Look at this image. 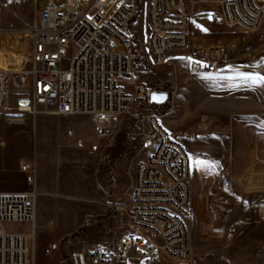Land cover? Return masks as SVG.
Returning a JSON list of instances; mask_svg holds the SVG:
<instances>
[{
    "label": "rangeland",
    "instance_id": "obj_1",
    "mask_svg": "<svg viewBox=\"0 0 264 264\" xmlns=\"http://www.w3.org/2000/svg\"><path fill=\"white\" fill-rule=\"evenodd\" d=\"M132 2V82L166 94V101L135 103L97 138L87 116H24L11 98L0 112V180L20 181L17 192H35L37 199L34 228L8 222L5 229L33 233L34 264H74V252L129 234L132 176L152 151L147 118L155 116L191 158L187 222L194 264H264V84L242 78L264 75V27L227 25L217 4L195 2L192 45L226 42L228 60L198 71L186 49L154 66L144 46L148 0ZM47 3L0 0V70L25 66L28 31ZM118 50L126 52L124 46ZM71 56L69 50L66 59ZM196 160L214 166L194 167Z\"/></svg>",
    "mask_w": 264,
    "mask_h": 264
},
{
    "label": "built area",
    "instance_id": "obj_2",
    "mask_svg": "<svg viewBox=\"0 0 264 264\" xmlns=\"http://www.w3.org/2000/svg\"><path fill=\"white\" fill-rule=\"evenodd\" d=\"M54 2V0H48ZM132 2V0H65ZM148 2H264V0H148ZM130 19H39L28 31V58L18 71L0 70V112L11 98L24 116L54 113L87 116L97 138L135 103H149L155 90L132 82L133 58L127 38ZM247 30L264 27V19H222ZM120 46L126 52H120ZM145 49L151 65L160 66L173 52L189 50L198 71H211L228 60L226 42L192 45L191 19H148ZM72 56L66 59L67 52ZM133 91L126 90L127 87ZM154 146L136 165L127 204L129 234L115 243L94 244L74 252V264H194L188 216L191 204V158L158 118H147ZM23 171H30L24 165ZM35 192L0 193V264H34L33 233L14 234L5 223L34 228Z\"/></svg>",
    "mask_w": 264,
    "mask_h": 264
},
{
    "label": "bare ground",
    "instance_id": "obj_3",
    "mask_svg": "<svg viewBox=\"0 0 264 264\" xmlns=\"http://www.w3.org/2000/svg\"><path fill=\"white\" fill-rule=\"evenodd\" d=\"M194 3L148 2L147 17L148 19H191L194 14ZM198 3L217 4L222 19H264V2ZM133 11V2H65L61 7H57L54 2H48L40 19H130Z\"/></svg>",
    "mask_w": 264,
    "mask_h": 264
},
{
    "label": "snow or ice",
    "instance_id": "obj_4",
    "mask_svg": "<svg viewBox=\"0 0 264 264\" xmlns=\"http://www.w3.org/2000/svg\"><path fill=\"white\" fill-rule=\"evenodd\" d=\"M11 2V0H10ZM243 79L251 81V83L255 84V85H260V84H264V75H260L259 73H253V74H246L242 76ZM194 167H205V168H210L213 167L214 165H210L208 162L206 161H199L196 160L193 162Z\"/></svg>",
    "mask_w": 264,
    "mask_h": 264
},
{
    "label": "crops",
    "instance_id": "obj_5",
    "mask_svg": "<svg viewBox=\"0 0 264 264\" xmlns=\"http://www.w3.org/2000/svg\"><path fill=\"white\" fill-rule=\"evenodd\" d=\"M90 120V119H89ZM90 122H91V120H90ZM91 125H92V123H91ZM92 128H93V126H92ZM94 131V130H93ZM153 145H152V147H151V150L153 149ZM150 154V153H149ZM148 154V155H149ZM148 155L145 157V158H143V160H145L147 157H148ZM142 160V161H143ZM141 162V161H140ZM138 164V163H137ZM136 168V167H135ZM134 176H135V171H134V173H133V176H132V181L131 182H133V179H134ZM20 183V181H18V182H15V181H13V180H10V179H7V178H5V179H2V180H0V193H22V192H17L18 190H17V187H16V185L17 184H19ZM132 184V183H131ZM191 186V185H190ZM34 227H35V223H34Z\"/></svg>",
    "mask_w": 264,
    "mask_h": 264
},
{
    "label": "water",
    "instance_id": "obj_6",
    "mask_svg": "<svg viewBox=\"0 0 264 264\" xmlns=\"http://www.w3.org/2000/svg\"><path fill=\"white\" fill-rule=\"evenodd\" d=\"M167 96L163 93L154 92L150 95V104H162L166 101Z\"/></svg>",
    "mask_w": 264,
    "mask_h": 264
}]
</instances>
